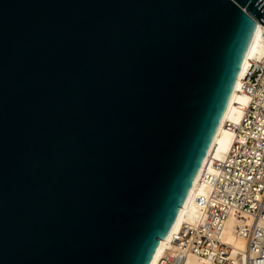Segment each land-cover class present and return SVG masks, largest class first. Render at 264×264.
I'll return each mask as SVG.
<instances>
[{
	"label": "water",
	"instance_id": "obj_1",
	"mask_svg": "<svg viewBox=\"0 0 264 264\" xmlns=\"http://www.w3.org/2000/svg\"><path fill=\"white\" fill-rule=\"evenodd\" d=\"M264 0H0V264H149Z\"/></svg>",
	"mask_w": 264,
	"mask_h": 264
},
{
	"label": "built area",
	"instance_id": "obj_2",
	"mask_svg": "<svg viewBox=\"0 0 264 264\" xmlns=\"http://www.w3.org/2000/svg\"><path fill=\"white\" fill-rule=\"evenodd\" d=\"M239 85L246 104L237 123L224 124L229 148L201 173L207 194L196 198L199 213L173 234L159 264H183L189 253L211 264H264V59L250 61ZM228 218L242 250L222 238Z\"/></svg>",
	"mask_w": 264,
	"mask_h": 264
},
{
	"label": "bare ground",
	"instance_id": "obj_3",
	"mask_svg": "<svg viewBox=\"0 0 264 264\" xmlns=\"http://www.w3.org/2000/svg\"><path fill=\"white\" fill-rule=\"evenodd\" d=\"M264 59V26L258 24L257 30L255 32L254 38L249 45L248 52L244 56L239 75L236 78L235 84L233 86L228 104L225 108L223 116L219 122L217 130L214 134L211 145L205 155V158L201 164L200 169L194 179V182L182 204L177 217L167 233V235L160 239L158 246L152 256L149 264H159L161 256L166 252V250L174 247V242H172L173 234L180 228L181 224L186 221L193 220L199 213V206L196 202V198L199 196H205L207 194V186L200 179L201 173L205 169H210L208 164L212 158H222L229 148L231 143L232 133L225 127V122L230 121L232 123H237L239 121L242 108L246 104V96H244L240 91V79L243 77L246 69L249 66L251 60H262ZM235 220L228 218L225 222V226L222 232V238L226 242L232 244L234 247L243 249L244 242L242 239L237 237L234 233ZM183 264H211L207 260L199 259L194 254H187L183 260Z\"/></svg>",
	"mask_w": 264,
	"mask_h": 264
}]
</instances>
